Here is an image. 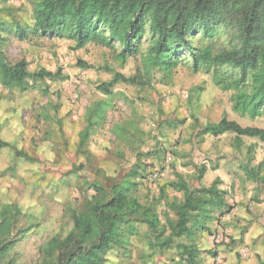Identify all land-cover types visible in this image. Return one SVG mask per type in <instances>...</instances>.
Listing matches in <instances>:
<instances>
[{
	"label": "rangeland",
	"instance_id": "1",
	"mask_svg": "<svg viewBox=\"0 0 264 264\" xmlns=\"http://www.w3.org/2000/svg\"><path fill=\"white\" fill-rule=\"evenodd\" d=\"M31 11L28 0H0V21L16 19L31 25ZM148 40L149 37L142 40V52ZM210 43L216 50L229 47L231 32L222 30L212 40L198 37L193 41L194 46ZM5 55L10 62L24 59L29 73L39 69L60 70L65 78L37 82L25 92L0 86V135L35 159L17 160L11 168L10 151L0 149V209L6 204L19 208L13 230L14 244L1 264H40L44 244L70 231L68 209H78L82 198L92 193L82 184L83 179L96 180L107 187L120 181L138 162L146 165L141 178L134 179L139 200L145 204L157 197L161 188L165 189L157 208L160 215L165 211L171 215L167 204L173 199L181 200L182 194L167 186L174 173L181 174L190 187L197 186L192 165L206 166L202 185H210L218 177L222 182L220 188L229 186V202L235 208L239 205L241 213L248 212L245 201L250 200V206L251 202L258 205L264 199V190L259 191L242 171L249 145L253 146L249 155L251 166L264 162V142L243 137L238 152L234 149L233 134L196 136L202 126L216 123L223 116L242 127L261 129L264 118L250 119L234 113L232 91H222L214 84L211 69L200 68L195 73L187 52L181 55L180 65L170 80L154 71L143 87L123 83L113 87L111 106L105 109V119L99 120L100 125L88 142L93 160L78 177L68 173L73 165L84 163L75 150L86 123L87 109L106 99L96 87L108 82L114 73L132 76L141 65L139 55L121 65L112 51L99 45L75 49L70 40L34 35L27 41L12 38ZM78 60L90 68H78ZM220 72L233 74L228 67L220 68ZM196 88L202 89L198 101L193 102L197 124L187 102L189 92ZM115 126L124 128L122 137L114 134ZM261 174L264 176V165ZM260 207L264 211V205ZM229 216H224L219 225L211 222L210 235L200 234L199 249L215 250L218 254L214 259L203 253L204 264H226L222 254L231 259L228 253L243 260L249 257V251L239 243L244 228ZM261 220L264 224V214ZM137 229V236L130 239L129 259H124L121 251L115 249L109 252L107 264H175L165 253L150 252L146 227Z\"/></svg>",
	"mask_w": 264,
	"mask_h": 264
},
{
	"label": "trees",
	"instance_id": "2",
	"mask_svg": "<svg viewBox=\"0 0 264 264\" xmlns=\"http://www.w3.org/2000/svg\"><path fill=\"white\" fill-rule=\"evenodd\" d=\"M31 5V25L16 19L0 21V86L6 90L28 91L36 83L65 78L60 70L39 69L29 73L24 59L8 61L5 49L12 38L27 41L31 35L66 39L75 49L88 44L107 48L121 65L137 55L141 65L132 76L114 73L108 82L100 83L96 90L106 99L95 102L86 112V123L79 134L75 155L84 163L73 165L68 174L75 177L93 160L88 149L90 135L99 120L105 119V109L111 106L112 89L118 83L143 87L154 71L170 80L180 65L181 55L187 52L196 73L200 68L211 69L214 84L222 91H232L231 109L239 116L250 119L264 118V0H28ZM222 30L231 32L229 47L215 49L213 43L194 46L198 37L212 40ZM149 37L147 47L141 51L142 40ZM78 68H90L78 60ZM228 67L233 74L221 73ZM201 88L189 92L187 102L195 114ZM117 137L123 136L121 126L114 127ZM235 136L234 149L240 152L241 138L264 142V129L242 127L223 116L216 123H207L196 136ZM0 149L11 153V168L17 160L33 162L35 159L23 149L2 139ZM252 145L246 147L247 158L242 165L245 178L261 191L264 162L251 166ZM136 163L124 177L104 186L96 180L83 179L82 184L92 193L82 198L78 209H68L72 226L64 236L52 237L44 244L40 264H107L108 254L120 250L129 259L130 239L138 234V226L146 227L149 235L148 249L152 253H165L175 264H204L201 255L218 257L215 250H200V234H211L209 224H220L230 215L234 204L229 193L220 189L217 177L210 185L201 181L207 170L205 165H192L196 187H190L179 173L167 183L170 190L181 193V200L167 204L168 212H158L165 189L157 197L142 203L135 190L136 178H141L146 165ZM19 208L6 204L0 209V264L12 248L15 217ZM215 246V243L213 244ZM157 264V263H154Z\"/></svg>",
	"mask_w": 264,
	"mask_h": 264
},
{
	"label": "crops",
	"instance_id": "3",
	"mask_svg": "<svg viewBox=\"0 0 264 264\" xmlns=\"http://www.w3.org/2000/svg\"><path fill=\"white\" fill-rule=\"evenodd\" d=\"M227 189H229V186L222 190L228 191L230 195V191ZM260 198L262 199L263 195H261ZM249 201L250 200L243 203L247 207L246 209H248V212L243 211V213H241V211H239L241 208L238 205L229 216V219L232 217L231 219L233 221L237 222L240 226H243L242 228H244L242 240L239 243L242 245L244 244L245 251H249L247 254L249 257L246 260H243L240 259L238 255L234 258V256H232L233 254L228 253L231 255L230 259V257H225V255L222 254L227 262L226 264H264V224L261 220L264 211L263 207H260L261 205H264V199L260 200L258 205H254L255 202H251L252 205L249 206Z\"/></svg>",
	"mask_w": 264,
	"mask_h": 264
}]
</instances>
